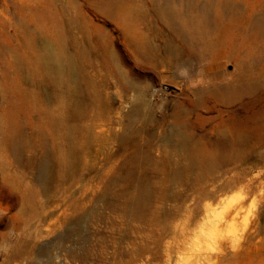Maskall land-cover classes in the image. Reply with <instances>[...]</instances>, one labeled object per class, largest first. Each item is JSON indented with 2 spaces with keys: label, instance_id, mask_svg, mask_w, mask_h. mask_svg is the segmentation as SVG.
Returning <instances> with one entry per match:
<instances>
[{
  "label": "rangeland",
  "instance_id": "374dc122",
  "mask_svg": "<svg viewBox=\"0 0 264 264\" xmlns=\"http://www.w3.org/2000/svg\"><path fill=\"white\" fill-rule=\"evenodd\" d=\"M117 1L105 15L97 0H0V264H223L215 239L239 240L262 210L258 192L241 218L216 227L241 197L222 185L248 166L255 177L264 146L186 186L173 173L187 163L165 136L196 89L236 85L238 42L264 17V0ZM233 17L213 63L219 50L203 38ZM50 48L61 53L58 73L44 67ZM246 56L264 62V36ZM227 113L209 101L185 120L212 139ZM130 174L149 190L137 213L127 205L137 192L124 191Z\"/></svg>",
  "mask_w": 264,
  "mask_h": 264
},
{
  "label": "bare ground",
  "instance_id": "6f19581e",
  "mask_svg": "<svg viewBox=\"0 0 264 264\" xmlns=\"http://www.w3.org/2000/svg\"><path fill=\"white\" fill-rule=\"evenodd\" d=\"M97 1L102 4V12L105 15H113L121 8L119 6L121 4L117 3V0ZM235 20V17H233L229 21L228 26H225V31L221 35L217 34L212 38H203L202 46L205 49L217 48L219 50L213 63L217 62L223 55L224 48L222 41L233 27L236 22ZM263 36L264 17L258 19L256 22L249 23L247 32L238 42V53L235 57V62H233L236 71L235 86H217L214 90L212 88L207 90L198 88L193 93L194 99L189 102V108L183 107L182 104L177 106L172 116L175 130H172V132L165 136L168 141L172 138L176 139L175 143L168 145L171 150L175 151L187 163V165L179 167L174 171L173 180L177 183L186 186L201 183L206 174L209 175L237 162L249 160L253 158L256 151L264 146V79H256L255 77L257 75L254 73L264 71V62H248L246 59L247 53L252 52L253 44L259 37ZM60 56L61 53L51 48L46 50L43 59L45 61L44 67L48 70V74H50L49 72H60V66L58 64ZM254 63L255 66H253ZM185 67L187 68V66ZM72 96L74 97L73 93ZM209 101L213 102L215 106L228 110L227 119L213 129L212 135H214V138L212 139L207 138V134H199L196 128L191 127L189 122H187L188 120H185L189 113L191 114L199 111V109L205 108ZM70 110L73 116L78 114L76 106L71 107ZM67 134L70 137L72 133L68 131ZM19 140V133L14 132L12 145L15 153L17 152L16 148ZM149 158L146 160V165L150 163ZM73 161V155L69 152L67 154V169L73 167ZM176 164H179V162H176ZM261 166H263V163ZM251 169L252 167L249 168L248 166V168L244 167L241 171L238 170L239 172L222 185L221 192L227 189L240 188L241 197L238 202L236 201V204L234 203L235 205L228 206V209L226 208L227 210L222 214L223 222L221 221L216 224L217 229L220 230L227 221L235 222L241 218L248 198L258 192H264V166L259 169L255 177L248 179V175L250 174L248 170ZM123 182L126 195L128 194L130 196L133 191L137 192L136 195L130 198L128 197L127 205L129 209L134 213L140 212L142 207L146 205L149 196V190L144 183V179H141V177L136 178L130 174ZM216 193L208 194L205 197L216 198ZM259 200L260 203L263 201L262 210L254 218L252 225L249 227V231L239 240L229 243V238L227 237L215 239L221 248L218 250V258L223 264H264V247L259 246V242L261 243L259 237L264 234V193L260 195Z\"/></svg>",
  "mask_w": 264,
  "mask_h": 264
},
{
  "label": "crops",
  "instance_id": "0c3cea01",
  "mask_svg": "<svg viewBox=\"0 0 264 264\" xmlns=\"http://www.w3.org/2000/svg\"><path fill=\"white\" fill-rule=\"evenodd\" d=\"M216 94H219V93H216ZM211 103H213V102H211ZM214 104V103H213ZM214 106H215V104H214ZM215 107H219V106H215Z\"/></svg>",
  "mask_w": 264,
  "mask_h": 264
}]
</instances>
